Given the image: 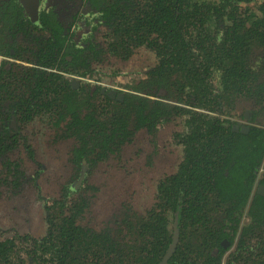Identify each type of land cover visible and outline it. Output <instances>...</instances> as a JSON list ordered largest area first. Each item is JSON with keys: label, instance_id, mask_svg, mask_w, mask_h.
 <instances>
[{"label": "trees", "instance_id": "obj_1", "mask_svg": "<svg viewBox=\"0 0 264 264\" xmlns=\"http://www.w3.org/2000/svg\"><path fill=\"white\" fill-rule=\"evenodd\" d=\"M91 2L107 28L105 47L91 46V57L67 59L71 42L63 30L70 24L61 17L59 27L49 11L40 25L23 18L39 35L30 44H0L1 54L35 65L11 63L1 71L0 121L9 127L15 117L17 125L0 144V264H159L176 227L179 242L169 264H264V195L257 192L264 186V0ZM20 24L14 20L11 37L27 33ZM140 52L156 60L145 80L127 86L123 101L100 87L74 89L64 75L91 79L102 72L94 64L118 60L128 67ZM246 110L250 130H234ZM46 112L58 115L51 123L66 129L64 139H74L71 160L79 168L84 159L117 153L140 133L150 157L178 154L180 162L159 173L153 204L142 212L128 200L108 222L91 225V204L69 201L78 190L66 185L63 198L48 200L44 217L31 214L30 222L8 196L31 182L38 187L41 171L32 179L26 172L37 153L25 141ZM161 142L171 147L164 154ZM12 152L26 158L13 162ZM21 213L24 220H16ZM40 227V237L31 233Z\"/></svg>", "mask_w": 264, "mask_h": 264}, {"label": "flooded vegetation", "instance_id": "obj_2", "mask_svg": "<svg viewBox=\"0 0 264 264\" xmlns=\"http://www.w3.org/2000/svg\"><path fill=\"white\" fill-rule=\"evenodd\" d=\"M91 1H96L98 2L99 0H41L40 1V12H39V17L41 18L42 12L49 11L50 13L49 16L53 15L56 17V14L60 16L59 18L62 17L61 23L64 24H70L71 30L68 32L67 30H63V36L67 37V39L71 42V45L68 47L69 49H65L69 53L67 55V59H69L71 62L73 61L74 57L77 55H84L89 52L91 46H102L105 47V43H107V39L105 38V33H107V28L101 24L100 22V15L91 8V5L93 6ZM89 2L91 4H89ZM89 11V12H88ZM28 9L23 7L21 4L20 0H0V44H9L11 41L14 42H19V43H25V46L30 44V42L33 40L34 35L35 37L39 36L38 33H36V30L31 31V26L30 24H27V22L23 19L24 17H29L28 15ZM88 12V13H87ZM66 14L68 15L66 18ZM19 19L21 21L20 27L22 28L23 31H26L27 33L25 34H18L16 38H13L10 36V26H13V22L15 19ZM68 20H71L70 23H68ZM75 22L76 24H79V30L76 28H73ZM41 23V22H40ZM40 23L38 25H40ZM34 25V24H33ZM50 37V36H48ZM35 39V38H34ZM68 45V43H67ZM75 45V46H73ZM84 51V52H82ZM6 52V51H4ZM142 52L135 54L133 58L130 61V64L127 67V62L122 63L121 61H112L110 62V66H105L104 64L101 65L98 68H95L97 65L94 64V69H99L97 71H102L105 72L108 69H113L114 71L117 72L116 76L110 75L106 76L102 72L99 73L98 75L96 74L94 77L91 79L89 78H79L75 76H69L64 74L67 79L71 81L72 87L74 89H77L80 85H88L90 87H100L102 94H107L111 98H116L119 101H123L125 98L126 93H131L130 90L127 88L128 85H136L140 83L141 81L145 80L146 78V73L153 68V65L151 64L152 60L155 59L156 57L152 55H145L144 57H141L140 54ZM11 54H14V50H11ZM89 57H91L93 54H87ZM30 59V56H25ZM26 60V59H25ZM140 62L146 66L145 69H143V74H138V73H133L132 70H135L137 68L136 64L137 62ZM11 63L15 64H25L29 66H35L28 62L22 60H19L15 58L14 56L6 55L5 53L1 54L0 53V77L4 78L5 75L1 74V71L3 69H9V66ZM67 66V65H66ZM44 71L47 72H54L53 70L44 68V67H39ZM134 68V69H133ZM131 71L135 77L131 78L130 80L127 79V82L124 80H119L122 77H125L124 73H129ZM120 74V75H118ZM131 74V73H130ZM99 78V79H98ZM75 83H77L75 85ZM112 90H116V94L114 96L110 95V92ZM138 96H141V94H137ZM123 95V98L120 100L119 96ZM83 99L85 100H91L90 96L88 93H85L83 96ZM48 117V118H46ZM239 117V115H238ZM248 117H251L250 114L246 113L245 116L241 119L235 120L236 124H241L239 130H241L243 133H247L249 130H243V125L249 126L250 124L245 121V119H248ZM52 118L57 119L59 118L56 113L51 112L48 114L46 112V116L42 118L41 122L39 124H34L32 127V130L29 129L28 131L30 134L28 135V141H25L28 145H31V147L34 148L35 152L37 149V134L39 135V139L43 137L41 135V130L46 129L47 130V144L49 147V151L53 154V152H57L61 150L62 146L65 144H68L70 146V152L68 155V161L67 163L70 165V167L67 166V168L72 172V175L68 179H61L60 176H53L49 173L48 167H46V164L42 162V160L38 159V156L34 158V160H31L28 158V169H27V176H29L30 179L37 177V174L39 171H41V174L38 175V180H37V186H35L32 182L26 185V187L23 189L21 193L15 192V197H10L8 196V202L11 201L12 204L14 205L15 208H18L19 203L23 205V209L21 212L27 213L29 211L30 214L33 215V212H40L44 210V206L48 200L51 199H57V198H63V187L66 185L75 188L78 190L76 194H74L72 197H69V201H86L88 204H91V209L88 211V214L92 212V205L95 203L96 196L97 194L101 191L102 186L109 185L111 186L112 184L117 183L119 180V177L126 168V164H128V159L124 155V151L127 146L121 148L117 153L111 154L104 158L101 161L98 162H88L86 159L82 161V167L79 168L75 165V162L71 160V152L72 150L77 147L76 143L73 138L69 139H64L63 138V129L66 130L64 127H55L51 122ZM244 120V121H243ZM250 121V120H249ZM16 118L14 117L12 119V123L9 124L10 130H7L8 124L3 123L0 121V131H3V129L6 131V133L2 132L1 137L2 140L0 141V144H4L5 140L11 137V129L16 128ZM8 127V128H7ZM3 128V129H1ZM234 128V127H233ZM250 128V127H249ZM25 134L24 132H22ZM34 135L33 137L35 139H30L31 135ZM143 135L145 137L144 133H140L139 135ZM139 135L136 137L138 138ZM135 138V140H136ZM59 139V140H58ZM146 139V137H145ZM134 140V141H135ZM133 141V143H134ZM146 140V145L147 149H144L142 153H144V157H147V162L144 164L145 170H153L154 168V159L155 157H158L156 154L155 156H149L147 154L148 149L150 148L149 143ZM132 143V144H133ZM130 144V145H132ZM46 145V144H45ZM128 145V146H130ZM67 146V145H66ZM174 146V145H172ZM164 147L165 144L162 142V147H161V154H164ZM168 147L171 149L170 145ZM151 149V148H150ZM15 152V151H13ZM10 153L8 158L10 160L17 161L20 158H26V156L19 157V153ZM162 158V157H161ZM62 161L64 162V157L62 158ZM169 161L172 162H177V165L180 162V158L176 156V158L169 159ZM148 162L152 163L151 165L148 164ZM50 163L52 161L50 160ZM1 165V164H0ZM150 165V166H148ZM56 169H58L57 164L54 165ZM175 168V169H176ZM174 169V170H175ZM169 172H173L174 170L171 169L169 166ZM100 172L101 177L104 178L101 180L100 184H94V180L97 179L96 173ZM121 172V173H120ZM156 174V177L154 179L157 180L155 189L153 191V194L151 196V199L145 204L141 205L140 208L137 204V200H139L140 195L137 192L132 193H127L129 191L123 190V193L120 195L124 196H129L130 195V200L133 201V204L135 208L139 211H143L146 207H150L153 204L154 196L156 195V189H157V183L159 182V179L161 178V175L158 172H155V170L152 171V174ZM153 177V176H152ZM133 178V177H131ZM61 187V190H60ZM262 188L264 186H259L257 189V192L259 194L264 195V192L262 191ZM56 190L58 193L56 197L54 198H45L43 193L48 192L49 190ZM128 201V200H125ZM125 201L121 202L118 208L110 211L106 216V221L108 222L112 216L116 213H118L122 209V205L125 204ZM70 203V202H69ZM17 204V205H15ZM72 205V204H71ZM42 206V207H41ZM69 206V204H68ZM111 206V205H110ZM110 206L106 210L105 213H107L111 208ZM7 208V207H6ZM6 208L4 211L6 212ZM102 209V208H101ZM12 212V209L10 208L6 213L7 215ZM93 213V212H92ZM91 213V216H92ZM94 215V214H93ZM6 216V215H5ZM228 245V243H225Z\"/></svg>", "mask_w": 264, "mask_h": 264}, {"label": "rangeland", "instance_id": "obj_3", "mask_svg": "<svg viewBox=\"0 0 264 264\" xmlns=\"http://www.w3.org/2000/svg\"><path fill=\"white\" fill-rule=\"evenodd\" d=\"M56 16H58L56 14ZM60 16H58V25L59 27L61 26L60 23ZM146 54L143 55V57ZM137 68L135 70H132V72L135 73H140L143 74V69L146 68L145 65H143L140 60L139 62H137L136 64ZM134 69V68H133ZM131 71H129V73H124L125 77L120 78L119 80H124L125 82H127V79L130 80L131 78L135 77L134 74ZM131 73V74H130ZM110 76V75H107ZM235 113H237L238 115L241 114V108L237 109L235 111ZM246 113H251L250 110H246L244 112ZM33 127V126H32ZM32 130V128H31ZM41 135H43L42 138L39 139V135L37 134L38 138L37 141L39 142V144L37 143V149H36V153L38 156L39 160H42V162H44L46 164V167H48V171L51 175L53 176H60L61 179L65 180L71 177L72 172L67 168L70 167V165L67 163L68 161V155L70 152V146H68V144H65L64 146H62L61 150L57 151V152H53V154L49 151V147L47 144V130L46 129H42L41 130ZM34 135H31L30 139H35L33 137ZM46 144V145H45ZM67 145V146H66ZM160 146L162 147V142L160 143ZM147 145H146V139L145 137L141 134L139 135L138 138H136V140L134 141V143L130 146H127L125 151H124V155L125 157L129 160L128 164H126V168H124V170L122 171L119 180L117 181V183L112 184L111 186L109 185H105L102 186L101 191L97 194L96 196V200L95 203H93L92 205V218L94 221L92 222L91 225H95L100 223L102 220L108 218V216H106L110 211L116 209L119 207V205L121 204V202L125 201V200H130V195L129 196H124L123 194L120 195L121 193H123V190L129 191L127 193H132L135 192L137 190V192L140 195L139 200L136 199L137 204L140 208L141 205L145 204V202L149 201L151 199V196L153 194V191L155 189V185L157 180L154 179V177H156V174H152V171L155 170V172H158L160 174H163L166 172V168L169 169V166L171 167L172 170H174L176 168V164L177 162H172L169 161V159L172 158H176V155H172L170 157H166L164 155H160L159 157H155L154 159V168L153 170H145L144 168V164L147 160V157H144V153H142V151L144 149H147ZM170 150L169 147H164V151H168ZM64 157V162L62 161V158ZM162 157V158H161ZM50 160L52 161L53 164L50 163ZM55 164H57L58 169H56V167L54 166ZM67 166H66V165ZM178 167V165H177ZM169 171V170H168ZM121 173V172H120ZM153 176V177H152ZM96 177H98L97 179L94 180V184H100L101 180H103L104 178L101 177V173L97 172L96 173ZM133 177V178H131ZM61 190V187H60ZM57 192L56 190H49L48 192H44L43 195L45 198H54L57 196ZM111 205V206H110ZM110 206V210L106 212V210L108 209V207ZM42 207V206H41ZM102 208V209H101ZM43 211L40 212H33V215H39V217H44V214L42 213ZM94 214V215H93ZM5 215L2 217V220L5 219ZM89 215V214H88ZM27 217H30V222H31V214H29V211L26 213ZM16 220H24V215L21 213V215H18L16 217ZM17 228L19 229V231H23L24 228L20 227V224L16 223ZM24 225L26 226V222L24 223ZM45 230V228H44ZM43 227H40L36 230L35 232H31L32 234H34L36 237H40L39 232L40 231H44ZM8 235V234H7Z\"/></svg>", "mask_w": 264, "mask_h": 264}, {"label": "water", "instance_id": "obj_4", "mask_svg": "<svg viewBox=\"0 0 264 264\" xmlns=\"http://www.w3.org/2000/svg\"><path fill=\"white\" fill-rule=\"evenodd\" d=\"M40 1L41 0H20L21 4L23 7L28 9V18L33 24L38 25L40 22V17H39V12H40ZM77 83H75L76 85ZM116 94V90H112L110 92L111 96H114ZM123 98V95L119 96V99L121 100ZM241 124H235L234 125V130H239ZM249 126L243 125V130H249ZM262 191L264 192V188H262ZM179 242V229L178 227L175 228V234L173 238V242L170 245L169 250L167 251L166 255L164 256L163 260L159 264H169L170 259L172 258L173 254L175 253L177 249V245Z\"/></svg>", "mask_w": 264, "mask_h": 264}]
</instances>
